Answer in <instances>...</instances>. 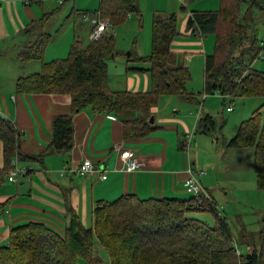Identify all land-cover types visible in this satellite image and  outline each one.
<instances>
[{"label":"trees","instance_id":"16d2710c","mask_svg":"<svg viewBox=\"0 0 264 264\" xmlns=\"http://www.w3.org/2000/svg\"><path fill=\"white\" fill-rule=\"evenodd\" d=\"M38 1L27 0V3ZM99 6L101 20L109 19L113 28L121 25L129 14L140 15L138 0H100ZM257 11H264V0H219L217 11L192 12L189 16L187 26L193 35L199 31L202 37L215 36L214 53L205 58L206 94H219L231 100L264 98V71L253 70L245 61L251 63L263 53L264 62V48L255 35ZM176 22L175 14L156 15L151 25L150 56L133 58L135 63L145 65L144 69L127 68L128 73H149L148 93L110 89L106 62L115 55V39L109 31L95 42L85 44L75 40L65 59L43 63L39 73L19 79L17 89L29 94H68L73 100V112L91 107L123 120L128 111H146L155 106L161 96L189 98L185 89L189 71L171 51L178 34ZM46 39V35L38 38L21 56L22 61L37 59L43 53ZM259 114V110L255 111L240 124L227 147L253 149L256 185L264 190V119ZM128 122L125 123L126 131H131L129 134H142V121ZM52 127L51 147L69 151L72 117L56 116ZM215 131L214 118L200 120L199 133L208 135ZM21 138V132L0 117L6 169L12 170L14 158L42 160V156L20 152ZM201 212L214 218L213 226L190 215ZM259 241L260 251L253 248L237 257L226 218L208 200L197 202L195 197L139 200L125 196L109 204H97L90 228L84 227L73 211H69V223L63 233L36 222L11 228L8 244L0 246V264H104L96 253L98 244L106 250L110 264H264V218Z\"/></svg>","mask_w":264,"mask_h":264},{"label":"crops","instance_id":"0c3cea01","mask_svg":"<svg viewBox=\"0 0 264 264\" xmlns=\"http://www.w3.org/2000/svg\"><path fill=\"white\" fill-rule=\"evenodd\" d=\"M55 1L40 0L28 4L27 0H0V114L21 132L20 152L26 156H42L41 162L14 158L17 168L26 173L20 175L16 182H10L11 169L5 168L3 143L0 141V246L8 244L11 228L28 223H41L55 232L63 233L69 223V211L76 214L84 227L90 228L97 204H109L125 196L139 200L190 199L192 196L185 189L190 167L204 172L200 177L202 192L216 206L219 214L232 205H238L239 188L231 180L240 175L237 173L227 177L229 172H238L236 167L231 166L233 162L228 163V160L236 157L234 163H238V158L245 156V153L240 154L245 149L227 147L229 140L220 133L224 122L218 125L211 111L190 109L192 105H199L193 95L189 98L164 95L177 97L170 102L172 110L169 113H161L156 103L146 111L126 112L123 120L120 116L99 112L91 107L73 112V100L68 94L18 91L19 79L39 73L43 63L63 58V52L75 40L82 41L80 38L84 36L89 43V35L98 18V0ZM138 7L140 15L128 16L136 15L139 27L149 25L150 31L156 15L175 14L178 34L171 44V51L187 68L185 61H189L190 56L186 57L185 51L199 47L200 42L204 45L203 38L206 36L200 38L193 35L187 26L188 18L192 12L217 11L219 0H138ZM63 18L78 21L77 28L76 25L74 27L73 43L66 39L63 43L60 41L62 48L49 57H46L48 48L44 47L43 53L35 59V65L30 64L34 60L22 61L21 56L38 38L46 35L49 39L51 27L55 33L61 29L60 20ZM255 18V23L261 24L264 11H257ZM182 38L184 40H180ZM131 54L129 59L140 57ZM197 54L204 56V81L205 58L209 54L202 51ZM127 65L124 74L114 77H125V88L110 89L148 93L151 90L149 73H128ZM132 67L136 70L141 65L136 63ZM64 115L72 117V148L69 151H56L51 147L52 123L56 116ZM208 116L214 118L216 131L201 134L198 124ZM126 121H142V134H129L131 131H126ZM233 149L235 154H231ZM126 151L132 153L142 167L128 171L127 162L121 158ZM87 159L106 170L104 179L98 175L82 176L73 172ZM236 166L243 167L242 164ZM224 217L228 218L229 215L225 214Z\"/></svg>","mask_w":264,"mask_h":264},{"label":"rangeland","instance_id":"374dc122","mask_svg":"<svg viewBox=\"0 0 264 264\" xmlns=\"http://www.w3.org/2000/svg\"><path fill=\"white\" fill-rule=\"evenodd\" d=\"M54 2L56 1L54 0ZM55 6L59 7L56 3ZM98 7L99 0L97 1L96 10ZM138 20L139 19L136 15H132L131 17L128 16V18H126V20L121 25L115 27L111 31L115 39V55H113V58L111 60H108L106 62L108 66L107 70L109 76V87L111 88H125V77H123L122 79H117L114 77L124 74L126 72L125 67L127 64V67L129 66L128 68H130V66L132 67L136 65L133 57H131L132 60H130L131 58L129 59L128 54L133 53V55L131 54L132 56L138 55L140 57H149L151 54L150 26L148 25V27L140 28ZM60 23L61 29H58L57 33L54 32L53 27L50 28L52 34L49 39H46L47 42L45 43V47L48 48L46 57L53 55L57 50L62 48V45H60V41L63 43V41L66 39L67 41H72L73 43L75 32L74 27L76 25L77 28L78 21L73 20V18L72 20L63 18L60 20ZM263 23L264 20L261 24H256L255 35L256 39L264 48ZM80 39L83 43H88V41L86 40L87 38L84 40V36H81ZM180 40H184V38ZM189 41H193V39H190ZM195 41L200 42L199 39H195ZM199 44V47L194 46L192 48H188V50L185 51V56H190L189 61H185V65L187 66L190 73V79L185 85L186 93L191 94V97L193 95L194 98H196L199 102V105H201L200 108L199 105H192L190 109H194L195 111H197L198 109V112H200L202 108L211 111L218 125H220L219 122H224L220 133L224 138L230 140L237 133L240 124L244 120L248 119L255 111L259 110V117L261 118V120L264 119V98L235 97L231 100L228 97L224 98L219 94L205 95L203 91L204 56L203 54L197 53L201 51L202 53L204 52L209 55L214 53V34H207L203 38L204 45H202L201 42ZM64 48L66 47H63V49ZM69 49L70 46H68L63 52L64 56L61 59H65L68 56ZM262 58L263 53H261L259 58H256L251 63H248L247 59H245V61L253 70L263 71L264 62ZM56 59L59 58H54L53 61H55ZM35 61L36 60H34V62L30 64H37V61ZM144 66L141 65V69H144ZM240 80H242V78H240ZM176 98L177 97L170 96L159 97L157 100V108H159L161 113H169L172 110V104L170 102L175 101ZM174 107H176L175 104ZM227 107H231L233 111L230 113L227 112ZM216 133L219 134V132ZM235 152L236 151H234L233 149L231 154H235ZM244 153L245 156H243L242 158H238V163H234V161H236V157H232L228 160V163L233 162L231 166L236 167L238 172H229V174H227V177L235 176L237 175V173H239L238 175H240L239 178L236 177L231 180L239 188V191L237 192V197L239 198L238 205H232L229 208H226L224 212L220 211V214L223 216H225V214L229 215L228 218L226 217V221L232 233V244L237 247L235 252L237 257H241V255H243L242 252L250 253L253 248H255L257 251H260L259 232L261 231V228L263 226L264 218V190L258 189L255 182V173L253 170L254 151L252 148H248L245 149L244 152H240V154ZM240 164H242L243 167L236 166ZM190 215L193 218L205 222L209 226L214 225V218L210 214L207 215L202 213H191ZM96 253L99 256V260H102L104 264H110L107 252L100 244L96 246Z\"/></svg>","mask_w":264,"mask_h":264},{"label":"built area","instance_id":"2783aa9c","mask_svg":"<svg viewBox=\"0 0 264 264\" xmlns=\"http://www.w3.org/2000/svg\"><path fill=\"white\" fill-rule=\"evenodd\" d=\"M96 23L93 27L90 35H89V41L95 42L98 41L106 32L109 30H113V25L110 20H101L99 13L96 14ZM87 17L85 18V20ZM196 36L202 38L201 33L198 31ZM227 111H232V108H227ZM0 117L4 118L2 114H0ZM5 119V118H4ZM122 160L127 162L128 164V171H134L140 167H142L141 164H139L132 156V153L129 151L123 152L121 155ZM70 170L69 172H71ZM73 172L82 175V176H89V175H98L99 178L104 179V173H106V170L102 167H98L96 164H94L91 160H84L78 168L74 169ZM26 172H22L17 168V162L15 160L12 161V170L11 174L8 178L10 182H16L17 178L20 175H24ZM64 172L61 173L63 175ZM204 175V172L202 171H195L193 168H188V179L186 181V193L191 195L192 197H195L197 202H202V200L208 199L207 196L204 195L202 192V187L200 184V177ZM217 209V208H216Z\"/></svg>","mask_w":264,"mask_h":264},{"label":"water","instance_id":"95a60500","mask_svg":"<svg viewBox=\"0 0 264 264\" xmlns=\"http://www.w3.org/2000/svg\"><path fill=\"white\" fill-rule=\"evenodd\" d=\"M128 56H130V54H128ZM112 57H113V55H112Z\"/></svg>","mask_w":264,"mask_h":264}]
</instances>
